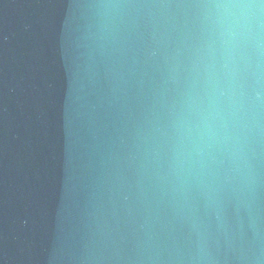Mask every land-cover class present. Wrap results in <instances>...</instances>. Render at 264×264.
Returning <instances> with one entry per match:
<instances>
[{"label": "water", "instance_id": "1", "mask_svg": "<svg viewBox=\"0 0 264 264\" xmlns=\"http://www.w3.org/2000/svg\"><path fill=\"white\" fill-rule=\"evenodd\" d=\"M0 264H264V0H0Z\"/></svg>", "mask_w": 264, "mask_h": 264}, {"label": "clouds", "instance_id": "2", "mask_svg": "<svg viewBox=\"0 0 264 264\" xmlns=\"http://www.w3.org/2000/svg\"><path fill=\"white\" fill-rule=\"evenodd\" d=\"M236 9L239 11V16L241 18H248L258 15V7L253 4H240L234 5Z\"/></svg>", "mask_w": 264, "mask_h": 264}]
</instances>
